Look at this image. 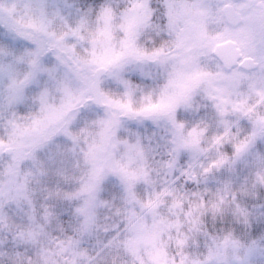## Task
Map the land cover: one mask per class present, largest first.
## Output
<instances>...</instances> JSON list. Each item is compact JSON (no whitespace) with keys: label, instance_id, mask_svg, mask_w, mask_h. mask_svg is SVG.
Instances as JSON below:
<instances>
[{"label":"clouds","instance_id":"clouds-1","mask_svg":"<svg viewBox=\"0 0 264 264\" xmlns=\"http://www.w3.org/2000/svg\"><path fill=\"white\" fill-rule=\"evenodd\" d=\"M0 264H264V0H0Z\"/></svg>","mask_w":264,"mask_h":264}]
</instances>
